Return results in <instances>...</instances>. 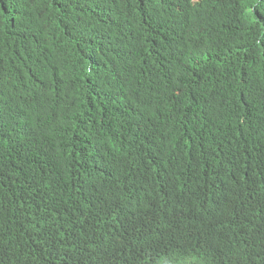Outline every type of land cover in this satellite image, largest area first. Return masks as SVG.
Segmentation results:
<instances>
[{"label": "trees", "instance_id": "1", "mask_svg": "<svg viewBox=\"0 0 264 264\" xmlns=\"http://www.w3.org/2000/svg\"><path fill=\"white\" fill-rule=\"evenodd\" d=\"M116 2L0 0V264H22L18 250H44L54 239L50 229L59 211H72L63 229L71 239H80L85 228L76 211L93 191L97 200L109 199L119 210L148 198L130 184L123 193L121 184L107 181L111 169L127 163L112 142L123 134L142 152L129 165L133 178L144 176V158L145 169L167 183L169 193L155 210L192 233L191 264L203 263L211 240L230 245L217 226L215 207L192 184L200 191L228 188L231 227L244 224L243 186L262 189L264 196V0H200L192 16L183 11L170 46L160 51L170 58V83L178 93L145 81L156 88L148 90L114 72L118 61L133 70L145 64L142 58L132 60L133 52L119 56L111 21L102 14L105 9L117 14ZM164 25L139 28L154 37ZM110 75L121 84L111 93L116 92V100L108 121L106 105L88 114L81 104L72 112V101L81 102L76 97L87 94L93 102L99 100L95 90L84 93L82 81L101 85ZM73 114L84 137L92 138L96 129L94 150L78 148L76 135L68 130ZM24 124L29 127L25 132ZM106 125L114 132L103 135ZM29 142H39L40 150L49 152L57 176L38 167L39 150ZM39 178L48 193L61 199L41 211L32 205L36 218L28 220L21 215L27 184ZM185 189L202 209L200 219L187 227ZM253 219L257 221L256 214ZM241 228L250 235V226ZM137 235L135 230L131 237ZM83 246L86 252L92 249Z\"/></svg>", "mask_w": 264, "mask_h": 264}, {"label": "clouds", "instance_id": "2", "mask_svg": "<svg viewBox=\"0 0 264 264\" xmlns=\"http://www.w3.org/2000/svg\"><path fill=\"white\" fill-rule=\"evenodd\" d=\"M199 1L117 0L116 12L118 15L114 12L109 13L105 9L102 14L104 19L111 21L108 26L112 28L111 33L118 42L119 56L133 52L136 57L132 60L139 61L142 58L145 63L136 65V70H133L124 68L118 61L113 64L114 72L128 75L130 77L128 83L144 85L143 83L148 81L156 86H162L161 89L166 91H168V85L178 93V90L170 83V58L160 51L170 46L172 30L177 23L181 22L183 11L187 9L192 16ZM154 11L155 15H151V12ZM162 22H165L164 28L154 37L143 34L139 28L140 24ZM261 72L264 75L262 67ZM86 80L89 83L82 81L84 93L95 90L99 95V100L93 102L87 94L76 97L81 102L72 101V112L81 104L89 108L86 112L88 114L94 113L96 106L106 105L103 116L108 121L116 100V92L113 95L111 93L115 90L114 86L121 83H114L112 75L101 85L94 80ZM144 86L148 90L156 89L154 86ZM28 128L24 124L22 131L25 132ZM68 130L76 135L79 149L94 150L96 129L92 138L84 137L80 119L77 121L73 114ZM111 132L114 131L106 125L103 135ZM157 136L158 129L151 136L152 147L157 143ZM112 142L118 154H122L127 159V163L114 170L111 169L107 181L121 184L124 187L123 193L126 192L127 185L130 184L148 198L140 205L119 210L110 203L109 199L97 200L95 191H93L91 198L96 200L91 202V198H88L84 206H79V210L76 211V214L81 218V226L85 228V234L79 236L78 240L71 239L63 226L72 211H59L55 215V223H52L53 228L50 229L54 234V239L41 251L18 250L17 257L22 264H191L192 233L189 230L183 232L178 224L170 222L157 214L155 210L157 202L169 193V189H166L167 183L158 174L145 169L144 158L141 161V170L144 172V176L133 178L135 170H132L129 165L142 157L137 143L126 134L113 139ZM29 143L35 145L39 150L38 167L44 169L48 176H57L52 170L54 166L48 158L47 153L49 152L40 150L39 142ZM81 186L78 183V188ZM191 188L206 196L211 205L215 207L217 226L227 233L230 242L228 247H222L216 240H211L208 243L207 254L202 264H264V196L261 195L262 189L253 191L245 186L241 188V214L244 217V224L231 227L229 224L228 188L200 191L193 184ZM186 197H188L187 227L200 219L202 209L191 199L187 190ZM60 199L61 197L57 198L54 192L48 193L43 180L39 178L27 184L25 193L27 207L20 213L28 220H35L36 216L29 207L35 205L41 211L44 205L58 202ZM84 208H87V214L83 213ZM255 214L257 221L253 219ZM246 225L251 227L250 235L241 228ZM135 230L139 235L131 237ZM84 241L85 243H83ZM95 243L98 244L95 245ZM83 244L92 246V249L88 252L84 251ZM245 250L248 251V257L245 255Z\"/></svg>", "mask_w": 264, "mask_h": 264}]
</instances>
